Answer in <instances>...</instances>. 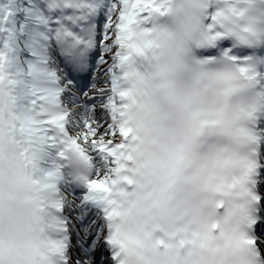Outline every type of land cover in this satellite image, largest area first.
<instances>
[{
	"label": "snow or ice",
	"instance_id": "obj_1",
	"mask_svg": "<svg viewBox=\"0 0 264 264\" xmlns=\"http://www.w3.org/2000/svg\"><path fill=\"white\" fill-rule=\"evenodd\" d=\"M93 53L104 103L81 128L68 100ZM71 157L103 161L77 179L113 264H264V0H0V264L21 183L51 193L26 196L52 233L32 264H66Z\"/></svg>",
	"mask_w": 264,
	"mask_h": 264
},
{
	"label": "clouds",
	"instance_id": "obj_2",
	"mask_svg": "<svg viewBox=\"0 0 264 264\" xmlns=\"http://www.w3.org/2000/svg\"><path fill=\"white\" fill-rule=\"evenodd\" d=\"M5 157L6 165L7 158H12L13 163H15L14 148L7 142H5ZM67 163L75 170L76 179L79 176L89 175L88 169L85 168L75 157H71ZM77 180L84 184L83 180ZM19 187V209L21 213V220L12 234L10 244L7 235L5 237V245L3 249L5 264H32L34 259L39 262L40 254H47V249L42 241L48 239L52 235L51 230L48 228H45L43 232H40L39 227L35 223L32 224L31 230L29 229L28 217L31 214L33 205L27 203L26 201L27 195H38L41 199H47L51 197V193L46 191H37V189H35L31 184L27 183H21ZM94 195L99 198L103 194L95 193ZM45 264H53L51 257H49V261L45 262Z\"/></svg>",
	"mask_w": 264,
	"mask_h": 264
},
{
	"label": "rangeland",
	"instance_id": "obj_3",
	"mask_svg": "<svg viewBox=\"0 0 264 264\" xmlns=\"http://www.w3.org/2000/svg\"><path fill=\"white\" fill-rule=\"evenodd\" d=\"M104 67H107V65H104ZM76 122H78V123L80 124V127H81V128L83 127V120H82L81 117H79L78 120H76ZM95 162H96V161H95ZM103 167H104L103 161H101V163L96 162V166H95V175H96L97 170L100 169V168H103ZM95 175H94V177H95ZM76 261H77V259L73 257V258H72V263H73V264H76ZM77 263H78V264H90V263H92V262H90L89 258H82V263H79L78 261H77Z\"/></svg>",
	"mask_w": 264,
	"mask_h": 264
}]
</instances>
